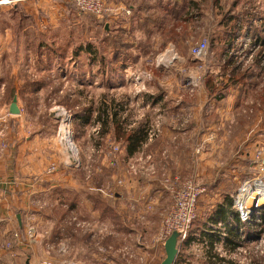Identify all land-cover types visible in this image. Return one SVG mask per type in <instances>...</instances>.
<instances>
[{"label": "rangeland", "instance_id": "1", "mask_svg": "<svg viewBox=\"0 0 264 264\" xmlns=\"http://www.w3.org/2000/svg\"><path fill=\"white\" fill-rule=\"evenodd\" d=\"M103 1L105 11L96 15L80 11L72 0L62 33L40 29L32 37V27L25 25L28 34L22 38L17 25L29 22L25 7L0 6V30L10 29L0 39V149L34 158L42 176H58L53 181L65 188L64 195L57 192L39 203L43 213H36L33 225L24 219L21 230L13 228L18 237L12 229L0 235V264H33L34 253L59 264H160L169 237L163 231L188 182L202 192L185 238L175 242L173 264H264V199L259 193H264V48L248 52L253 41L235 40L236 22L220 26L221 18L235 15L246 0H190L195 7L189 8L188 20L181 18L183 11L176 23L162 18L159 27H138L137 22L134 29L128 19L134 10L119 5L114 16L112 0ZM226 36L235 44L228 52ZM202 40L207 52L195 59L189 49ZM231 92L233 99L227 101ZM13 97L18 115L8 113ZM178 109L183 116L173 113ZM187 119L190 149L220 143L213 155L222 157L212 159L215 174L209 179L199 175L196 156L190 157L189 175L179 178L157 177L144 155L127 161L128 146L183 140L177 133L166 137L165 131L175 126L172 121ZM136 131L139 141L129 142L128 135ZM223 142L228 147L220 151ZM224 156L237 158L235 178L224 177L225 169L235 171L225 165ZM121 173L144 188L137 197L144 218L134 204L124 205L116 197L125 187ZM154 190L162 203L152 209L142 206L143 200L154 201L147 195ZM84 199L86 207H81ZM225 199L239 217H255L238 229L241 239L229 240L241 241L240 246L232 250L223 244L226 232L220 222L208 223L216 228L217 243L190 241ZM89 204L98 207L97 222H92ZM124 211L131 214L128 226L117 218ZM30 228L36 241L28 246ZM47 257L34 264L48 262Z\"/></svg>", "mask_w": 264, "mask_h": 264}, {"label": "crops", "instance_id": "2", "mask_svg": "<svg viewBox=\"0 0 264 264\" xmlns=\"http://www.w3.org/2000/svg\"><path fill=\"white\" fill-rule=\"evenodd\" d=\"M71 1L70 0H0V6L10 5L14 3L13 4L14 8L12 9L19 7L20 5L25 7L27 12L25 17L26 20H28L29 22L27 24L19 23L17 25V29L20 28V25L22 27L21 30H18V38H22L23 35L28 34L25 25H30L32 27L34 31L32 32V37L40 29L44 31L45 29L48 30V28H52L55 33L58 34L62 33L63 31L61 28L63 24L62 22L67 16V10H69V7H71L72 5ZM123 4H126V6L130 11L134 10L136 13V14H131V16L128 17L132 29H134L135 23L137 24V22H138V27H142L143 25L145 26L152 25V24L153 25L156 24V26L159 27L162 18H169L170 20L168 21L169 23L171 21L176 23L177 20L184 17H186V19L188 20L190 18L189 8L195 7V4L192 1L190 2V0H112L109 6L112 8L113 10L112 14H114V16H117V14H119L117 8H119L118 7L119 5H123ZM136 5H139L137 11L135 8ZM153 5L159 6V7H155V9L159 8L160 11L155 12L154 7H152ZM239 10L237 11V13L235 12L236 13L235 15L233 14L232 16L229 17L225 16L221 18L222 23L220 26L226 27L227 25L226 23L229 21L236 22L238 32L235 40L237 39L238 36H241L243 40L245 38L252 39L253 43L251 44V46H249L250 49L248 52H252L257 48L258 49L264 48V0H249V1L246 0L245 2H243L241 10L240 11ZM180 13H182L181 18H179ZM125 20H127V18H125ZM36 23L39 24L36 25ZM9 30L10 29L2 28L0 30V39H2L1 37L6 35L7 31ZM226 38L229 39L230 43L224 45L225 46L224 51L228 52L233 50L235 44L233 45V40L229 36H226ZM18 44H19V39H18L17 47ZM23 48H24V44L22 43V49ZM239 50L244 51L240 47ZM250 81H252V78H250ZM237 90L238 89H236L235 91L237 92ZM236 95H234V98L237 97ZM231 96H232V92L226 95L225 99L227 101H230L231 99H233L230 98ZM238 99H242V98L239 97ZM180 111L181 109H178L173 113L178 114V116H183ZM188 117H190V112L188 114ZM179 122H184L186 126L182 127L181 123ZM172 123H174L175 126H172L170 129H168L169 133L165 131L166 137L173 136L174 133V135L178 134L179 137H181V139L183 140L175 141V140L163 139L150 143L147 142L140 143L139 147L138 146L135 148L132 147L135 150L131 149V151H128L126 148L127 161L137 156L144 155V158L148 157V159L152 161V165L155 168L154 173L156 174L157 177L166 175L169 178L170 177L179 178V176H183L185 174L186 177L189 175L190 171H188L189 170L188 168L190 166V157L193 160L194 156H196L199 159L198 161L199 175L205 178L208 177L206 179H209L212 175L215 174L212 171V167H213L212 165L214 164V161L212 159L214 157H222L221 154H219L218 156L213 155L215 153V149L220 143L217 145L209 144V146H201V147L191 146L190 149V119L183 121H172ZM227 127L223 128L224 133L226 132ZM185 138L186 140H184ZM17 146H21V141L17 143ZM226 147L228 146H225V143L223 142L219 149L220 151H223ZM0 152H1L0 154V235H2L7 231L11 232L12 229L14 232V236L16 235V237H18V230L16 231V229L13 228H15L16 226L17 229L21 230L24 223V219L25 221L27 219V223L29 220L33 221L32 222L33 225L36 221L35 220L36 213L39 211L38 208H40V206H38L39 203L42 202V204L44 205L43 201L49 198L50 197L49 195H53L57 192L59 193V195L61 194L64 195L65 191H62L61 189H65V188H62L63 184L61 182L57 183L53 181V179H57L58 176L55 175L53 176L48 175L46 177L42 176L43 174L41 172H38L36 166L33 163L34 161H36L34 158L24 157L23 153L20 154L18 151L17 152L14 151L13 154L11 155L10 152L8 155V153L4 150H1ZM195 153H197L198 155H195ZM226 157L227 156H224V159H226ZM228 157L229 158L226 159L225 165L234 166L235 171H232L231 168L225 169L223 172L225 174L224 177L235 178L237 174V170L235 167L238 161L236 157L234 158V156H228ZM202 166L204 167L205 171L203 170ZM118 176L125 179L123 180L125 187L123 190L119 192V194L116 197H118V199H120L123 204L124 203H126L127 205L134 204V206L136 207L135 211L138 213V215L139 214L141 215L142 211L144 210L141 209L143 207L140 206L137 197L139 195V190L140 189L143 190L144 188L141 187L142 185L138 184L137 180L133 181L132 178H128L123 173H121ZM128 182H130L129 186L127 185ZM155 191L156 190H154L152 194H147L148 196L151 197L153 195L152 199L154 201L149 202L143 200L142 206L146 205L147 208L152 209V207L154 208L156 207L155 205H160V203H162L160 202L159 196H157L158 192ZM144 195L145 192H143V195L141 197H143ZM159 195L161 196L160 193ZM134 201L136 202V205ZM79 202H80L79 205H81V207L82 206L86 207L87 204L86 199H84V201L82 200ZM79 205L76 206V208H78ZM89 205H90V213L92 215V219L93 218L95 219V221L92 222L93 223L97 222L98 221L97 219H99L98 209H97L98 207L94 206L93 204H89ZM113 209H117V208H113ZM120 213L121 212H119L117 218L121 221L123 226H128L130 224L131 214L127 213V211H124V214L122 216L120 215ZM125 213H127V215H125ZM142 216L144 218L145 214H142ZM107 218L108 220H110L111 225L117 224L116 222H114V220L109 219V217ZM146 223L148 222L146 221L145 218L143 219V224ZM3 226L4 229L2 228ZM45 257H43V255L40 256L34 253L32 257L33 264L37 263L41 259H46ZM47 261L50 264H59L57 260H55L54 258L47 257Z\"/></svg>", "mask_w": 264, "mask_h": 264}, {"label": "built area", "instance_id": "3", "mask_svg": "<svg viewBox=\"0 0 264 264\" xmlns=\"http://www.w3.org/2000/svg\"><path fill=\"white\" fill-rule=\"evenodd\" d=\"M76 7L82 12H89L96 15H100L105 11L104 1L103 0H73ZM208 44L206 40H202L194 45H192L189 49L190 54L195 58H202L207 52ZM181 193L177 194L175 205L172 211V214L166 224L167 230L163 231L164 236L171 235L172 232H177L179 234V238H185L192 221L195 218V205L198 196L202 192V190L194 191L193 188L190 187V182L184 185V188ZM247 215H243L241 220H244ZM32 228V227H31ZM29 231L28 238V246H31L35 242V238L33 237L32 230ZM33 229V228H32ZM30 233H32L30 235ZM41 264H50L49 262H41ZM61 264H77L74 261H64Z\"/></svg>", "mask_w": 264, "mask_h": 264}, {"label": "trees", "instance_id": "4", "mask_svg": "<svg viewBox=\"0 0 264 264\" xmlns=\"http://www.w3.org/2000/svg\"><path fill=\"white\" fill-rule=\"evenodd\" d=\"M137 133L138 131H136V135H134V133L129 134L127 137V140L132 143L139 141ZM124 136H125V133H124ZM131 149H132L131 146L127 147L128 151H131ZM231 204H232V201L230 199H225L224 203L217 205V207L212 211L213 215L210 217V219H208L209 222L204 223L202 225L201 230L198 233V237H196L195 235L194 236L190 235V241H195V240L199 241L200 239V241L202 242L203 238H207L211 246L213 242L217 243L220 239H219V235L215 233L216 228H213V226H208V223L217 224L218 222H220L222 225L221 227H223L225 229L224 231L226 232V235H224L225 238H224L223 244L225 246L230 244L232 246L231 247L232 250L240 246L241 241L236 243V242H231L229 240L231 238L241 239V236H239V233H238V229L240 227L249 225L248 224L249 222L253 223V220H255V217L254 215H252L249 218L245 217V219L241 221L239 215L231 210L230 208ZM260 212H264V211L260 210ZM229 220L232 221V223L234 224V227L231 226V223L229 222Z\"/></svg>", "mask_w": 264, "mask_h": 264}, {"label": "water", "instance_id": "5", "mask_svg": "<svg viewBox=\"0 0 264 264\" xmlns=\"http://www.w3.org/2000/svg\"><path fill=\"white\" fill-rule=\"evenodd\" d=\"M19 112L20 110L16 103V97H13L11 103L8 106V113L10 115H18ZM177 239H179V234L177 232H172L171 235L166 239V257L160 264H173L175 257V242Z\"/></svg>", "mask_w": 264, "mask_h": 264}, {"label": "bare ground", "instance_id": "6", "mask_svg": "<svg viewBox=\"0 0 264 264\" xmlns=\"http://www.w3.org/2000/svg\"><path fill=\"white\" fill-rule=\"evenodd\" d=\"M62 135V138H63V142L66 144L65 146H66V148H67V150H68V152L69 153H72L73 152V150H72V148H71V146L70 145H68V143H67V140H68V137L66 136V134L65 133H63V134H61ZM73 154V153H72ZM259 183V182H258ZM260 184V183H259ZM264 185V184H263ZM261 190V189H260ZM264 191V190H263ZM259 193H261V197L264 199V193L263 192H260L259 191ZM253 194V193H252ZM251 195V194H250ZM260 195V194H259ZM247 201V200H246ZM244 203V202H243ZM257 208V207H256ZM248 211V210H247Z\"/></svg>", "mask_w": 264, "mask_h": 264}]
</instances>
